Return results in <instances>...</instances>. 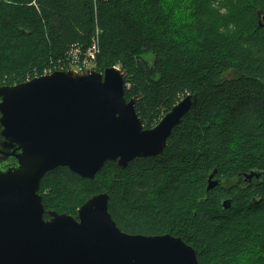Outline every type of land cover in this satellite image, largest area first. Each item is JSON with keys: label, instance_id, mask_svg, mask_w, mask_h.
<instances>
[{"label": "trees", "instance_id": "trees-1", "mask_svg": "<svg viewBox=\"0 0 264 264\" xmlns=\"http://www.w3.org/2000/svg\"><path fill=\"white\" fill-rule=\"evenodd\" d=\"M214 1L0 0V86L43 75L45 67L68 69L99 26L94 69H121L145 128L188 94L198 102L163 154L126 167L109 160L94 179L66 166L48 171L45 208L76 216L92 195L108 192L124 232L181 237L200 264L209 263L206 243L221 237L243 260L223 254L214 264H264V176L245 179L264 173V0H224L231 1L225 24L237 31L221 42L207 33ZM211 174L219 184L208 190Z\"/></svg>", "mask_w": 264, "mask_h": 264}, {"label": "water", "instance_id": "water-1", "mask_svg": "<svg viewBox=\"0 0 264 264\" xmlns=\"http://www.w3.org/2000/svg\"><path fill=\"white\" fill-rule=\"evenodd\" d=\"M125 89L116 66L57 70L0 86V264H200L181 237L122 231L108 192L92 195L76 216L45 208L40 189L48 171L66 166L94 179L109 160L126 167L136 157L163 154L173 128L198 102L188 94L145 128ZM262 176L246 174L249 181ZM218 184L211 174L207 189Z\"/></svg>", "mask_w": 264, "mask_h": 264}, {"label": "rangeland", "instance_id": "rangeland-1", "mask_svg": "<svg viewBox=\"0 0 264 264\" xmlns=\"http://www.w3.org/2000/svg\"><path fill=\"white\" fill-rule=\"evenodd\" d=\"M231 6V1H224V0H215L213 2V7L215 8V12L216 14L214 13L213 16H207V19H208V28H207V31H210L211 32H207L208 35L212 36L213 35V32L212 30L215 32V36L213 35L214 38H217L218 40H220L221 42V39H224L226 38L227 34L229 33H232L234 31H237L236 28L233 27V25H229L226 26L225 23L228 22V15H229V7ZM100 32V34H102V29H100L99 26H97L96 28V31ZM57 67V66H56ZM119 68V67H118ZM46 67L44 68V71H45ZM74 70V68H72ZM95 70V69H93ZM43 71V72H44ZM176 194H182L181 191H178V193ZM202 199L204 198H201L199 199V202L202 201ZM210 206H213L212 204ZM192 211H194V214L197 213V210H195V208L193 207L192 208ZM176 236V235H175ZM222 241H224L223 238L219 237L217 239H215L214 243L211 242V243H206V245H208V248L210 249L206 254V260L209 262L208 264H214L216 263L218 260V258H221L220 256H222L223 254H236L239 256V259L240 260H243V257H242V250L238 247H234V248H231L232 245L230 244H221ZM233 247V246H232ZM223 253L219 254V250ZM219 254V255H218ZM224 260V259H222ZM207 263V262H206Z\"/></svg>", "mask_w": 264, "mask_h": 264}, {"label": "built area", "instance_id": "built-area-1", "mask_svg": "<svg viewBox=\"0 0 264 264\" xmlns=\"http://www.w3.org/2000/svg\"><path fill=\"white\" fill-rule=\"evenodd\" d=\"M100 32L97 30L95 35L92 38V42L90 46L82 52L80 56V49H75L74 52V57L73 60L71 61V64L68 69L74 68L76 71H82V70H87V69H94L97 56L100 53ZM57 70H63L59 69L58 67L56 68H46L45 71L43 72V75L46 74H51L54 71Z\"/></svg>", "mask_w": 264, "mask_h": 264}, {"label": "flooded vegetation", "instance_id": "flooded-vegetation-1", "mask_svg": "<svg viewBox=\"0 0 264 264\" xmlns=\"http://www.w3.org/2000/svg\"><path fill=\"white\" fill-rule=\"evenodd\" d=\"M2 86H6V85H2ZM245 179H247V177Z\"/></svg>", "mask_w": 264, "mask_h": 264}]
</instances>
